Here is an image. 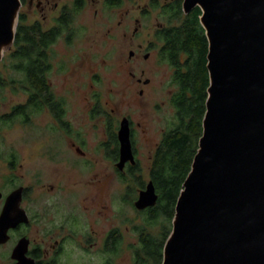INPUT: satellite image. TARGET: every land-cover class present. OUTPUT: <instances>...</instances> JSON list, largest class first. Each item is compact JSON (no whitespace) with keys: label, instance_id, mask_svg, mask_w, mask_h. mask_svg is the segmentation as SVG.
Masks as SVG:
<instances>
[{"label":"rangeland","instance_id":"rangeland-1","mask_svg":"<svg viewBox=\"0 0 264 264\" xmlns=\"http://www.w3.org/2000/svg\"><path fill=\"white\" fill-rule=\"evenodd\" d=\"M151 9L140 32L133 36L137 11L124 17L103 0H88L73 22L78 29L75 39L68 43L60 38L52 46V87L66 98L67 118L72 132H80L85 141V156L76 153L68 143L67 132L56 128L46 111L36 113L28 123L0 122V189L10 186L11 178L34 185L36 196L41 189L53 186L50 193L37 197L36 209L44 210L41 226L52 229L53 240L71 236V229L78 230L76 243L66 242L67 264H137L134 251L139 245L138 229L146 223L135 202L149 182L163 130L176 120L169 94V89L176 87L171 82L173 68L169 63L156 67L154 57L147 62L129 57L130 50L138 51L140 42L149 40L158 22L161 11ZM121 19L122 26L118 24ZM44 21L45 25L54 23ZM11 63L6 51L0 63L4 79L20 77ZM142 67L149 70L145 76L152 77L149 86L136 81ZM130 71L137 76L132 77ZM25 99L23 91L10 85L0 89V119ZM124 116L133 126L136 169L132 171L126 167L122 171L103 157L107 154L105 145L114 148L112 133L118 131ZM136 177L145 182L144 187ZM113 228L121 234V241L114 252L105 254V233ZM158 228L155 223L148 226L154 233ZM8 258L6 249L1 248L0 264H11Z\"/></svg>","mask_w":264,"mask_h":264},{"label":"water","instance_id":"water-1","mask_svg":"<svg viewBox=\"0 0 264 264\" xmlns=\"http://www.w3.org/2000/svg\"><path fill=\"white\" fill-rule=\"evenodd\" d=\"M195 7L209 43L210 82L199 147L161 264H264V0H183L186 14ZM20 8L21 0H0V61L14 43ZM118 138L123 169L136 163L126 116ZM157 197L149 181L135 207L152 206ZM20 199V189L8 197L0 243L23 215ZM26 250L22 238L12 254L16 264H35Z\"/></svg>","mask_w":264,"mask_h":264},{"label":"trees","instance_id":"trees-1","mask_svg":"<svg viewBox=\"0 0 264 264\" xmlns=\"http://www.w3.org/2000/svg\"><path fill=\"white\" fill-rule=\"evenodd\" d=\"M182 5L183 0H176L161 9L160 13L169 25L161 30L160 38L164 42L165 58L175 69L173 82L176 90L170 101L176 109V120L163 130L150 166L149 181L153 182L158 197L154 205L139 210L145 215L146 224L138 229L139 245L134 251L137 264L162 263L164 246L172 230L175 206L203 132L210 82L207 68L209 43L200 22L201 9L195 7L186 14ZM73 18L74 13L68 12L57 20L56 26L46 29L40 21L30 23L27 15L19 13L15 40L7 52L12 59V68L20 77L12 75L8 80L0 74V89L10 85L14 90L23 91L26 99L14 105L0 122L28 123L33 115L47 109L57 119L64 118L66 98L54 92L50 80L54 57L52 46L65 33L72 32ZM176 22L177 25L173 24ZM66 41L70 43V37ZM116 132L112 133L115 144L113 151L106 145L105 148L117 161L119 142ZM129 169H136V165ZM136 182L145 186V182L138 177ZM154 223L160 226L156 233L148 230V226ZM113 235L117 249L121 234L114 231Z\"/></svg>","mask_w":264,"mask_h":264},{"label":"flooded vegetation","instance_id":"flooded-vegetation-1","mask_svg":"<svg viewBox=\"0 0 264 264\" xmlns=\"http://www.w3.org/2000/svg\"><path fill=\"white\" fill-rule=\"evenodd\" d=\"M176 0H103V3L107 5L108 8H110L113 12L121 11L123 16H127L131 11H137L139 13L138 17H135L136 25L133 28V36L137 35L140 32V29L143 27V18L146 17L149 13H152L151 6L154 10H160L163 9L165 6H170L172 3H174ZM88 0H21V7H24L25 10L21 11L25 15L28 16V18L31 20V22L40 21L42 25L46 29H50L53 26L57 25V20L61 18L62 16H65L68 12L74 13V18L72 21L74 22L77 13H79L84 6L87 4ZM183 6V5H182ZM161 13V12H160ZM160 15V14H159ZM158 18V17H157ZM160 16L158 18V22L155 25V28L151 33H149V40H146L145 42H140L138 45V51L130 50L129 57L133 58H139L141 57L144 59L145 62L149 61L152 57L155 58V61H153L157 65L162 66V64L166 63L168 64L169 61L167 58H165V52L163 51V45L164 42L160 38V32L163 28L168 27L169 25L165 20H159ZM45 20V21H44ZM43 21L46 23V21H52L54 23L45 25ZM72 22V32L71 33H65V35L62 37L66 40L67 37H70V42L75 39L77 36V27ZM123 19L119 20V25H123ZM177 25L178 23H173ZM74 28V29H73ZM71 29V28H70ZM126 34V33H125ZM170 64V63H169ZM168 64V65H169ZM171 66V64H170ZM172 72V81L173 82V75H174V67ZM135 67H133V70ZM158 69V68H157ZM156 70V69H155ZM147 71V68L142 67L140 71V75L137 76V74L134 71H130V74L132 77H136V81L138 83H141L144 86H149L152 82V77L145 76ZM152 71H150L151 73ZM175 84V83H174ZM176 90V87L174 89H169V94L172 95L174 91ZM144 93V88L140 89V94L142 95ZM50 114V117L54 121V125H56V128L60 130H65L67 132L66 137L68 138V143L71 144V147L76 150V153H78L81 156L86 155V151L82 147V143L85 141L82 137H80L81 133L78 132L75 134L71 130V122L67 118V110L65 113L64 118L61 120L57 119L56 116L50 111L45 110ZM125 117V116H124ZM127 117V116H126ZM129 119V117H128ZM130 121V132H131V140L133 141V126L132 121ZM121 122V121H120ZM120 128V123L118 130ZM118 136V131H117ZM119 142V138H118ZM103 143H105L103 141ZM113 143V142H112ZM134 144V143H133ZM71 148V149H72ZM104 148V147H103ZM113 151V149H112ZM133 152L136 157V149L133 146ZM103 157L113 164H116L118 160H114L112 154L107 152V154L103 153ZM119 157H120V143H119ZM137 160V159H136ZM116 162V163H115ZM135 164H132L130 161L126 162L123 169H120L124 171L125 167L129 169L130 166H134ZM119 169V168H118ZM16 180L12 181V178L8 181L10 182V186H7L3 189H0V217L5 213V206L7 205L8 197L11 193L14 191L20 189L21 190V199L19 201V209L18 212L22 213L23 215L17 216L15 219V225L11 226L7 230L8 239L0 243V249L5 248L6 252L8 254V259L11 262V264H16L17 260L13 258L12 254L14 251V248L18 244L19 240L22 238L27 239V250L25 255L28 258H31L34 260L35 264H67L66 259L64 257V253L66 251V242L69 243V245L72 242L76 243V234H78V230H72L71 228V236L62 237V239L55 238L52 239V229H47L44 226H41L42 218L44 217L42 215V212L44 210L42 209H36V202L37 197L40 195L45 194L47 191L50 193L53 186L49 185L47 189H41V193H39L37 196L34 191V185H28L24 184L22 182H14ZM45 187V185H44ZM10 215L15 216L14 211L10 210ZM21 219V220H20ZM115 229L112 230L109 229L107 233H105L104 237V243H103V252L105 254H109L115 251V239L113 232ZM9 246V247H8ZM109 263V262H108Z\"/></svg>","mask_w":264,"mask_h":264}]
</instances>
